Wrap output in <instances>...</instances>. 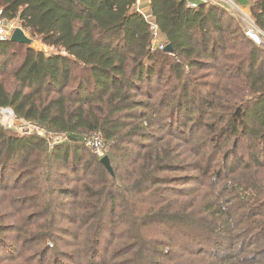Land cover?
I'll list each match as a JSON object with an SVG mask.
<instances>
[{"label": "trees", "instance_id": "obj_1", "mask_svg": "<svg viewBox=\"0 0 264 264\" xmlns=\"http://www.w3.org/2000/svg\"><path fill=\"white\" fill-rule=\"evenodd\" d=\"M135 5L0 0L32 39L0 42V107L61 136L0 124V264H264V46L226 7L148 0L155 49Z\"/></svg>", "mask_w": 264, "mask_h": 264}, {"label": "built area", "instance_id": "obj_2", "mask_svg": "<svg viewBox=\"0 0 264 264\" xmlns=\"http://www.w3.org/2000/svg\"><path fill=\"white\" fill-rule=\"evenodd\" d=\"M239 1L240 0H186V6L189 8H195L200 4H210L228 8L231 10L232 14L239 19L245 36L249 38L254 44L258 46H264V32L257 27L249 10H245L247 5H242L239 3ZM135 10L144 14L150 23V29L153 33V47L155 49H164V39L160 34L157 25L146 16V12L140 5L139 0H136ZM18 26L17 20L5 18L3 16L2 9L0 8V42L9 40L12 31ZM0 124L5 129H14L23 134L36 132L42 136H53L54 140L59 142L61 140L60 135H54L52 132H47L39 125L37 128H35L31 125L33 123L17 118L12 109L8 107H0ZM85 143L86 146L93 152H96L99 156L103 155L104 142L100 133H92L86 137Z\"/></svg>", "mask_w": 264, "mask_h": 264}, {"label": "water", "instance_id": "obj_3", "mask_svg": "<svg viewBox=\"0 0 264 264\" xmlns=\"http://www.w3.org/2000/svg\"><path fill=\"white\" fill-rule=\"evenodd\" d=\"M10 40L18 43H25V44H32V39L27 35V33L21 28V27H16L12 31L10 35ZM165 52H171L172 48L170 47L169 44L165 45L164 47ZM100 162L105 166V168L109 171L111 175L114 174L113 168L111 166L110 160L107 155H103L100 158Z\"/></svg>", "mask_w": 264, "mask_h": 264}, {"label": "crops", "instance_id": "obj_4", "mask_svg": "<svg viewBox=\"0 0 264 264\" xmlns=\"http://www.w3.org/2000/svg\"><path fill=\"white\" fill-rule=\"evenodd\" d=\"M140 1V5L142 6L143 10L145 12H149V9H148V6H147V3H148V0H139ZM247 6H246V9L249 10V3H246L244 2ZM33 46L37 48H43V49H46L47 47L44 46L42 43H40L39 41H35L33 42ZM46 50H49L48 48Z\"/></svg>", "mask_w": 264, "mask_h": 264}, {"label": "rangeland", "instance_id": "obj_5", "mask_svg": "<svg viewBox=\"0 0 264 264\" xmlns=\"http://www.w3.org/2000/svg\"><path fill=\"white\" fill-rule=\"evenodd\" d=\"M250 1L251 0H240L239 1V3H241L242 5H245V3L244 2H246V3H250ZM249 7V6H248ZM245 10H246V8H245ZM231 11V10H230ZM232 13V12H231ZM146 16L149 18V19H151V17H150V14H149V12H146ZM37 47V46H36ZM47 49V48H46ZM32 123V122H31ZM33 127H35V128H37L38 127V125L36 126V125H34V123L33 124H31ZM96 153V152H95ZM97 154V153H96ZM98 155V154H97ZM103 155H104V152H103ZM102 155V156H103ZM99 156V155H98Z\"/></svg>", "mask_w": 264, "mask_h": 264}]
</instances>
